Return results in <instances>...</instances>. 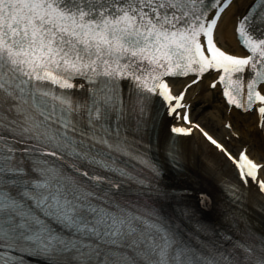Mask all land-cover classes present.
<instances>
[{"label":"snow or ice","instance_id":"6c2138e0","mask_svg":"<svg viewBox=\"0 0 264 264\" xmlns=\"http://www.w3.org/2000/svg\"><path fill=\"white\" fill-rule=\"evenodd\" d=\"M233 4L0 0V264H264V239L246 230L223 243L202 225L186 237L131 199L159 194L143 144L154 98L177 121L171 133L195 129L264 193V163L246 149L234 156L186 102L215 72L211 89L242 111L258 104L264 120V0L235 24L246 55L217 39Z\"/></svg>","mask_w":264,"mask_h":264},{"label":"bare ground","instance_id":"6f19581e","mask_svg":"<svg viewBox=\"0 0 264 264\" xmlns=\"http://www.w3.org/2000/svg\"><path fill=\"white\" fill-rule=\"evenodd\" d=\"M248 1L249 0H234V4L230 6L225 13L222 30L217 34V39L222 46L228 48L229 50H235L237 48L234 28L237 19L242 16ZM204 77L207 79L203 78L202 83L195 86L186 97L187 102H190L191 98L195 103L202 101L203 108L212 105L210 100L214 95V92L210 90L209 87L208 92L204 91L203 87V81H207V84L209 85L210 78H212L211 75L206 73ZM185 82L186 79L182 80L179 78L175 81V87L180 89ZM194 104H192V106H194ZM215 106V114H211L214 117H210L211 115L206 117L210 118L215 123L220 122L221 117H223V125L226 123H230L232 125L230 130H228V133L233 134V132H237V137L241 143L243 145L250 144L252 147L253 153L251 156L261 162V159L259 158V155H261L263 156L262 161H264V120H262L259 114L251 110L245 113H240L235 109H231L230 113L226 114L222 109L223 104L220 103ZM191 117L192 120L196 121L193 113L191 114ZM217 118L220 121H218ZM155 122V126L157 128L156 147L162 151L163 155L165 153L163 151L169 147L168 142L171 137L170 127L172 124H176L177 121L173 120L171 117H167L165 114H162L156 116ZM259 122L262 123L261 126L258 125ZM222 130L224 133L227 132L226 129L222 128ZM178 140L181 144L186 146V152L180 153L182 156V162L185 165L186 175L190 176L191 174L197 173L204 175L207 181L212 185L214 192L218 194L219 188L217 185L222 180L223 175L232 172V164L229 163L218 150L209 147L195 129H193V133L191 135L179 136ZM258 151L260 152L259 154H257ZM261 173H264V171ZM248 184L251 202H263V198L259 193L257 186L252 182H248ZM199 192L201 195L202 191Z\"/></svg>","mask_w":264,"mask_h":264},{"label":"rangeland","instance_id":"374dc122","mask_svg":"<svg viewBox=\"0 0 264 264\" xmlns=\"http://www.w3.org/2000/svg\"><path fill=\"white\" fill-rule=\"evenodd\" d=\"M206 86V84H205ZM206 91V87L205 90ZM207 92V91H206ZM215 94L213 95V97L211 98V106H207L205 108L202 107V101H199L197 103L194 104V106L192 107V113L195 117L196 120H198L203 126L207 127L208 129H210L211 131H213L214 133H216L218 136L223 137L224 136V131L222 130V125L221 122L218 118L217 120L220 122H213L210 118H207L206 116H210L211 114L214 115L215 111H216V104L219 102V96L217 92H214ZM210 116V117H214V116ZM223 119V118H221ZM215 121V120H214ZM227 135H225L226 137ZM235 141V143H234ZM241 141L240 140H232L231 141V145L232 147L237 150V148H239V146L241 145ZM249 151L251 153H253V149L251 146L248 147ZM260 152L258 151L257 154H259ZM259 158L262 160L263 156L259 155ZM264 162V161H263ZM264 174V173H263Z\"/></svg>","mask_w":264,"mask_h":264}]
</instances>
